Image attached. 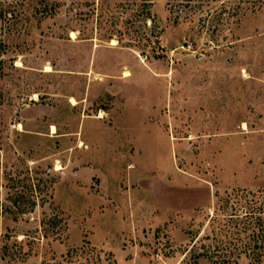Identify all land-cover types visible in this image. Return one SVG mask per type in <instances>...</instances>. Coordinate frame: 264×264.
<instances>
[{"label": "rangeland", "instance_id": "obj_1", "mask_svg": "<svg viewBox=\"0 0 264 264\" xmlns=\"http://www.w3.org/2000/svg\"><path fill=\"white\" fill-rule=\"evenodd\" d=\"M171 1L0 0L1 264L264 261V4Z\"/></svg>", "mask_w": 264, "mask_h": 264}, {"label": "trees", "instance_id": "obj_2", "mask_svg": "<svg viewBox=\"0 0 264 264\" xmlns=\"http://www.w3.org/2000/svg\"><path fill=\"white\" fill-rule=\"evenodd\" d=\"M43 1H46V0H43ZM213 1L215 0H172L171 5H170L171 6L170 12L174 16L175 24H177L181 18H185V19L187 17L191 18V16H194L197 13H203V14H206L207 17H211L209 19L210 20L209 22H211V25H210L211 28L221 29L228 22L231 23L232 19L237 18V16H239V12L243 11L244 13V12H247L248 10L254 12L257 9L261 8L262 5L264 4V0H235V4L232 3L231 1L227 3L224 0L222 5L217 8L213 5ZM46 5H48V3ZM252 208H253V211H249V214L247 216H250V215L254 216V212H255L254 209H256V207H252ZM258 219L260 223H262L260 224V226L263 227V231H264V221L261 222V219L260 218ZM250 225H253V224L250 223ZM259 240L260 239H258L256 243H258ZM260 242H262L261 247L262 245L264 246V239H262V241L260 240ZM248 246H251V245L249 244ZM203 256L205 255L202 253L195 255L193 264H199V259ZM253 259L258 262L257 264L264 263V261H261L260 254L254 253ZM0 264H1V260H0ZM213 264H224V261L213 263ZM229 264H232V263H229Z\"/></svg>", "mask_w": 264, "mask_h": 264}, {"label": "bare ground", "instance_id": "obj_3", "mask_svg": "<svg viewBox=\"0 0 264 264\" xmlns=\"http://www.w3.org/2000/svg\"><path fill=\"white\" fill-rule=\"evenodd\" d=\"M116 42V41H115ZM50 69V68H49ZM125 77H128V76H130V73L127 71H125ZM71 102L74 104V105H76L77 104V101L74 99V98H71ZM100 117H101V115H100ZM243 126H244V128H246V124H243ZM20 128H22V125L20 124ZM52 129H53V132H56V127L55 126H53L52 127ZM82 144V143H81ZM59 168V167H58Z\"/></svg>", "mask_w": 264, "mask_h": 264}]
</instances>
